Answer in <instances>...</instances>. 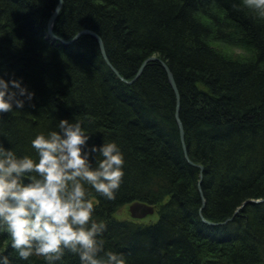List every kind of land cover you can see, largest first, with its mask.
Listing matches in <instances>:
<instances>
[{"label":"trees","instance_id":"obj_1","mask_svg":"<svg viewBox=\"0 0 264 264\" xmlns=\"http://www.w3.org/2000/svg\"><path fill=\"white\" fill-rule=\"evenodd\" d=\"M57 5L0 0V75L35 91L23 109L0 115V142L34 155L31 139L63 117L82 120L90 144L115 140L125 175L114 200L98 197L96 215L107 223L105 247L128 264H264V202L256 203L264 200V16L247 0H63L54 34L95 32L127 83L93 37L64 45L48 36ZM236 38L251 58L235 61L213 46ZM161 62L180 94L188 157L203 167L202 215L220 225L200 217V169L185 157ZM133 202L155 206L157 221L119 219Z\"/></svg>","mask_w":264,"mask_h":264},{"label":"clouds","instance_id":"obj_2","mask_svg":"<svg viewBox=\"0 0 264 264\" xmlns=\"http://www.w3.org/2000/svg\"><path fill=\"white\" fill-rule=\"evenodd\" d=\"M247 2L264 16V0ZM34 96L22 77L0 75V115L23 109ZM91 139L82 120L63 117L31 139L34 155L0 142V264L33 257L68 264L66 253L79 264H128L123 252L105 247L107 223L96 215L98 197L116 198L124 152L115 140Z\"/></svg>","mask_w":264,"mask_h":264},{"label":"water","instance_id":"obj_3","mask_svg":"<svg viewBox=\"0 0 264 264\" xmlns=\"http://www.w3.org/2000/svg\"><path fill=\"white\" fill-rule=\"evenodd\" d=\"M62 3H63V0H58V5L57 7L55 8V11L54 13L50 16L49 20H48V36L50 38H52L54 41H58L64 45H69L75 41H77L80 37L82 36H85V35H88V36H91L93 37L94 39H96V41L98 42V45H99V48L101 50V54L104 58V60L106 61V63L108 64V66L117 74V76H119V73L116 71V69L112 66V64L110 63L108 57H107V54H106V51H105V47H104V44H103V41L102 39L93 31L91 30H82L80 31L78 34H76V36L74 38H72L71 40H64L62 38H59L58 36H56L53 32V28H54V24H55V21L59 15V12H60V9L62 7ZM157 58L156 57H150L148 58L143 64L142 66L140 67V69L138 70L137 72V75L136 77L132 80L134 81L142 72L144 66L146 65L147 62L149 61H153V60H156ZM164 69L166 70L167 72V75H168V79H169V82L176 94V120L178 122V125H179V131H180V138H181V143H182V146H183V150H184V154H185V157L187 159V161L196 166L188 157V154H187V149H186V146H185V133H184V127H183V124L180 120V117H179V108H180V94H179V91H178V88H177V85H176V82H175V79H174V76H173V73L171 72V70L169 69V67L167 66L166 63L164 62H161ZM120 77V76H119ZM122 79V81L124 82H131V81H126L123 77H120ZM200 169V182L198 183V191H199V194L202 198V207L200 209V217L202 219V221L208 225H211V226H217L219 225V223H211L209 221H207L204 216L202 215V208L204 207V204H205V199L203 197V191H202V188H201V180H202V170H203V167L202 166H196ZM258 202H264V200H259V201H256V203ZM155 206L151 205V204H148V203H144V202H133L132 204L129 205V211H130V214H131V217L133 219H136V220H141V219H144V218H147L148 216H151L155 213ZM238 212V210L236 211V213ZM230 220V219H229Z\"/></svg>","mask_w":264,"mask_h":264},{"label":"rangeland","instance_id":"obj_4","mask_svg":"<svg viewBox=\"0 0 264 264\" xmlns=\"http://www.w3.org/2000/svg\"><path fill=\"white\" fill-rule=\"evenodd\" d=\"M216 43L218 44L214 43L213 46L215 47L217 51L219 52L222 51L230 59L235 60V61L236 60L245 61V59L251 58L254 54L253 50L250 47H247L246 42L241 41V39H237L231 43H227L224 41H220ZM117 216L119 219L132 220L131 214L129 211V205L122 207L120 211L117 212ZM157 219H158V214L156 212L154 215L148 216L147 218H145L144 220H141L140 222L152 223V222L157 221ZM220 224L222 223H219V225Z\"/></svg>","mask_w":264,"mask_h":264},{"label":"bare ground","instance_id":"obj_5","mask_svg":"<svg viewBox=\"0 0 264 264\" xmlns=\"http://www.w3.org/2000/svg\"><path fill=\"white\" fill-rule=\"evenodd\" d=\"M167 73V72H166Z\"/></svg>","mask_w":264,"mask_h":264}]
</instances>
